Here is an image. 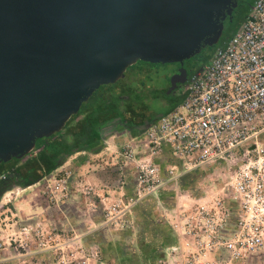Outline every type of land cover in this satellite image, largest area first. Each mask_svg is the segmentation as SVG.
Here are the masks:
<instances>
[{"label": "built area", "instance_id": "1", "mask_svg": "<svg viewBox=\"0 0 264 264\" xmlns=\"http://www.w3.org/2000/svg\"><path fill=\"white\" fill-rule=\"evenodd\" d=\"M176 92L179 103L121 144L137 172L135 188L112 201L107 220L157 194L165 181L156 158L169 146L181 164L167 168L168 180L199 168L214 173L207 189L187 193L167 214L176 238L169 251L182 264H243L264 253V0H253Z\"/></svg>", "mask_w": 264, "mask_h": 264}, {"label": "water", "instance_id": "2", "mask_svg": "<svg viewBox=\"0 0 264 264\" xmlns=\"http://www.w3.org/2000/svg\"><path fill=\"white\" fill-rule=\"evenodd\" d=\"M237 5L0 0V163L23 158L37 139L62 130L101 85L115 83L137 60L178 64L170 88L182 84L184 61L218 41Z\"/></svg>", "mask_w": 264, "mask_h": 264}, {"label": "rangeland", "instance_id": "3", "mask_svg": "<svg viewBox=\"0 0 264 264\" xmlns=\"http://www.w3.org/2000/svg\"><path fill=\"white\" fill-rule=\"evenodd\" d=\"M250 2L252 0H244L243 3L245 5ZM197 59L192 58L189 63L193 64ZM140 66L147 68L149 78H146L153 88L161 91V96H164L163 92H176L177 87L170 88V78L177 68L176 63L152 66L137 60L124 71L118 83L124 82ZM134 83L137 84V81ZM104 89L101 85L98 90ZM168 103L160 98L150 99L149 107L161 111L165 110ZM69 124L62 130H66ZM127 129L123 127L119 131L125 132ZM36 141L42 140L39 138ZM39 150L33 149L23 157L25 159L12 162L22 165L29 158L38 156ZM73 164V161H69L49 176L31 184L8 179L0 185V264H137L135 215L141 210L152 212L163 226L167 214L176 206V201L177 205L188 201L185 198L187 193L198 196L207 189L210 177L214 176L212 168L196 169L185 180H181V188L164 194L163 203L152 204L148 200L139 209L134 204L120 212L117 215L119 219L107 220L108 207L116 197L105 193L100 184L95 185L89 181L86 174L73 172ZM121 214H124V218L120 219L119 216H123ZM91 218L101 219L100 225L93 224ZM167 225L163 228L171 229L168 219ZM98 243H103L104 251L97 247ZM171 255L173 258L166 254L160 256L156 264H182L183 259L179 253ZM246 264H264V253L250 256Z\"/></svg>", "mask_w": 264, "mask_h": 264}, {"label": "crops", "instance_id": "4", "mask_svg": "<svg viewBox=\"0 0 264 264\" xmlns=\"http://www.w3.org/2000/svg\"><path fill=\"white\" fill-rule=\"evenodd\" d=\"M133 72L137 73V68H135ZM99 92V94L103 93V97H100V99L94 97L92 99L94 104L97 101L106 99V104L109 106H114L115 104L111 98V95L113 94H118L117 100H123L126 105L128 104L127 101L129 99L126 95V90L108 91V89H104ZM179 99L180 97L178 99H168L166 102L169 103L165 109L174 106ZM138 108L139 111L136 110L137 108L127 109L124 112L126 119L121 121L117 120V122L113 121L104 125L97 141L90 143L86 148L82 147L73 151L60 165H58L48 174L43 173V170L45 169V163L44 161H41L38 156L29 158V160L24 162L22 165L14 164L12 162L13 160L0 164V184L1 180L4 179L1 178V176H9L10 174L15 175V169H18L22 173H26V171H29L30 168L32 169L33 166H36V172L40 175V177L36 180L38 181L52 174L56 169H58V167L64 166L65 163H68L69 161H73V172L77 171L79 174H86L89 181L95 185L100 184L103 187V191L110 194L112 197H121L126 199V197L129 195V192V196H131L134 192L137 172L132 163L122 158L119 153V148L123 142L147 128L146 124L147 122L151 123V119L149 120L145 117L151 115L152 121H154L161 114H163L164 111H157V109L154 110L152 107H149V100L138 105ZM86 113L87 112H84L78 115L74 120L71 121L66 130L64 129L59 131V134L53 136L49 141H45L42 146L39 147V153L41 151L43 152L45 148L49 146V144H53V142L60 140L67 129L76 128L77 123L85 117ZM136 123L137 127L134 125ZM123 127H127L128 129L126 131L124 130L125 132L119 131L120 128ZM156 161L159 164L161 177L164 179L165 183L161 186L156 195L148 196L142 199L139 203H136L137 209L142 208L143 205L146 204L145 202L148 200H151L152 204L163 203L164 196L181 188V180H185L188 175H191L192 171H194L192 170L184 173L182 172L175 180H168L167 168L173 164L177 166H180L181 164L180 161L173 157L169 146H164L162 152L157 156ZM69 176L70 174L67 175V177ZM126 193H128V195H126ZM142 211L143 210L135 215V218H137V264H156V261L158 260L157 258L164 256V254L168 255V253H171L168 248L175 243L176 238L171 229L163 228V226L168 227L167 218L166 221L163 222L162 226L158 220L159 218L154 213ZM91 220L93 224L100 225L101 219L91 218ZM91 231L96 230L92 229ZM98 245L99 246L97 247L104 251L103 243H98ZM246 262L247 260L243 262V264H246Z\"/></svg>", "mask_w": 264, "mask_h": 264}, {"label": "trees", "instance_id": "5", "mask_svg": "<svg viewBox=\"0 0 264 264\" xmlns=\"http://www.w3.org/2000/svg\"><path fill=\"white\" fill-rule=\"evenodd\" d=\"M237 2H238L237 7H239V6H241V3L244 2V0H237ZM252 2H253V0H252ZM252 2H250L247 5V7L245 8V15L243 16V18L246 16ZM235 10H236V8L234 9V11ZM231 19H232V16L227 17L224 20V27H223L222 34H221L220 38L218 39V41L214 45L203 47L198 54H196L195 56L191 57L188 60H191L192 58H194V59L199 58L200 56L204 55L201 64L204 63L205 61H207L208 58L210 57V55L212 54V52L214 51V49L217 46L221 45L231 35V33L238 27V25L242 21V19H241L237 22H234ZM188 60H185V61H188ZM146 63L148 65H152V66L158 64V63H149V62H146ZM199 67H200L199 64L195 65L190 70L189 75L193 71L198 69ZM132 72L130 73V75L131 76L135 75L133 77L136 78L137 84L134 85L133 87H131V89L126 93V95L128 96V99H129L127 101L128 104L126 105L123 102V100H117L118 94L111 95L112 96L111 98L113 99L112 101L115 104L114 106H109L108 104H106L105 103L106 99L97 101L94 104V102H92V99L95 96L94 95L95 93H94L93 96L90 99H88V101L83 103V105H82L81 109L78 111V113L72 115L70 117V119L65 124V126L68 125L78 115H80L81 113L87 112L85 117L77 123L76 128L67 129V131L62 135L60 140L53 142V144H49V146L46 147L43 152L41 151L38 154L39 159L41 161H44V163H45V169L43 170L44 171L43 173H45V174L50 173L53 169H55L58 165H60L69 154H71L76 149L82 148V147L86 148L89 146L90 143L97 141L99 134L101 133L102 127L104 125H106L107 123H111L115 119H118L120 121L123 119H126L124 112L127 109H129V108L130 109H136L137 108L136 110L139 111L138 105H140L141 103H145V101H147V100H150V99L153 100L155 98H160L161 100L167 101L170 98V92H168L167 94L165 92H163L164 96H161V91L152 87V85L150 84L151 82L148 81L146 78V77H148L146 67H142V66L137 67V73L135 72L136 74H134ZM145 73H146V75H145ZM111 86H114V84L104 85L103 88L107 89L108 87H111ZM177 87H178V85H177ZM97 91H99V90H97ZM180 100H181V97L177 101V103H179ZM147 105H148V103H147ZM172 107L173 106H171L170 108H172ZM170 108L165 109L163 111V113L168 111ZM145 118H147L149 120L151 119V122H152L151 115L147 116ZM134 125L137 127V123ZM57 134H59V132H55L54 134H52L49 137L41 138V140H42L41 142L36 141V145H35L34 149L39 148L40 146H42V144L45 141H49L53 136H55ZM19 160L20 159H14L13 161H19ZM3 163L4 162H2L0 164H3ZM36 169H37V167L33 166L32 169L30 168V170L27 171V173H24L23 176L25 179L23 182H26L27 184L34 183L40 177V175L37 174ZM15 173L18 174L19 170L15 169ZM41 175H44V174H41ZM5 177H7V175ZM18 181H22V180H18Z\"/></svg>", "mask_w": 264, "mask_h": 264}, {"label": "flooded vegetation", "instance_id": "6", "mask_svg": "<svg viewBox=\"0 0 264 264\" xmlns=\"http://www.w3.org/2000/svg\"><path fill=\"white\" fill-rule=\"evenodd\" d=\"M249 4V3H248ZM248 4H245L244 5V3L242 2L241 3V6H239V7H236V10L233 12V14H232V19L231 20H233L234 22H237V21H239V20H241L242 18H243V16L245 15V8L247 7V5ZM203 57H204V55H202V56H200L198 59H197V61L196 62H194L193 64H190L189 63V60L188 61H184V63H183V67L185 68V73H186V76H185V80L187 79V77L189 76V73H190V70L195 66V65H198L199 64V66H201V65H203L204 63H202L201 64V62H202V59H203ZM177 66H178V64H176ZM132 73H134V74H136L135 72H132ZM134 75H129L128 77H127V79L124 81V82H120V83H118V81H116L115 83H112V84H114V86H111V87H106L107 89H108V91H120V89L123 87L124 88V90H126L127 92L131 89V87H133L134 86V81H136V78L134 77L133 79L131 78V77H133ZM110 85V84H109ZM180 85L181 84H178V87H180ZM177 87V88H178ZM100 92L99 91H95V96L94 97H97V98H99L100 99V97H103V93H101V94H99ZM112 93V92H111ZM93 94H92V96H93ZM91 96V97H92ZM90 97V98H91ZM89 98V99H90ZM179 98V95H178V93L177 92H172V93H170V100L171 99H178ZM117 120L118 119H115L114 120V122H117ZM25 172H20L19 171V173L16 175H13V174H10L9 176H7V177H5V179H2L1 180V186L3 185V183L6 181V180H8V179H11L12 181H18V180H22V181H24V176H23V174H24ZM26 173H27V171H26ZM26 175V174H25ZM26 177V176H25Z\"/></svg>", "mask_w": 264, "mask_h": 264}]
</instances>
